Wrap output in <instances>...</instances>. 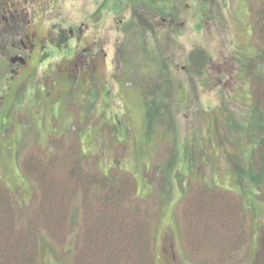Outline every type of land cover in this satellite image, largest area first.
<instances>
[{"label":"rangeland","instance_id":"rangeland-1","mask_svg":"<svg viewBox=\"0 0 264 264\" xmlns=\"http://www.w3.org/2000/svg\"><path fill=\"white\" fill-rule=\"evenodd\" d=\"M56 3L28 19L44 28L83 23L86 39L97 41V69L79 77L0 76V263L13 264L3 258L11 246V253L25 251L26 264L32 250L40 264H150L146 246L132 236L139 237L142 221L153 225L154 264H264V191L242 204L248 181L233 163L247 148L254 18L264 0ZM164 82L170 92L163 99ZM84 165L91 173L118 167L136 183L130 200L147 218L128 201L121 249L108 240L93 246L81 205L94 207L97 196L66 176L74 169L81 175ZM68 206L65 242L57 244L61 231L55 240L40 230L38 245L25 244L40 207L54 215Z\"/></svg>","mask_w":264,"mask_h":264},{"label":"trees","instance_id":"trees-1","mask_svg":"<svg viewBox=\"0 0 264 264\" xmlns=\"http://www.w3.org/2000/svg\"><path fill=\"white\" fill-rule=\"evenodd\" d=\"M262 1V0H260ZM153 9L155 10L154 4ZM157 11V10H156ZM159 11V8H158ZM159 13V12H158ZM264 5H260L256 10V16L259 18V23L255 22V26L253 28L254 37L257 42L258 52H256L255 56L251 60V63L255 65L252 66L249 77V84H250V113L248 115V122L245 125V129L243 131L242 139L244 138L245 134V145L247 148L243 151V154H235L234 158L237 161L235 164V171L237 176L240 179L247 180L248 182L245 183L244 186H241V191H243V197L241 199V203H244V199L251 198L254 199L256 195L260 194V192L264 191ZM248 66L246 70H248ZM163 74L160 77V80L163 79ZM159 80V81H160ZM168 85L163 83V86L159 88V93L161 97H168L167 94L170 92ZM162 100V99H160ZM160 115V114H158ZM250 140V142H249ZM85 161L93 164V161H88L84 156H81ZM24 168L27 170L25 171L26 178L30 177V168H31V161L30 156L24 157ZM95 164V163H94ZM86 165V163H85ZM83 166V173L80 172L81 175H78L79 172L74 169L71 171H67L66 176L69 174L70 178L75 179L76 187L75 189L79 188L81 191H85L84 184L89 185L93 192H95L97 196V203L94 207H90L87 205L86 201H82V217L85 218L86 228L88 230L89 236L94 234L95 240L93 241V246L96 245H103L107 240L110 241L111 244L117 246V248L121 249L122 244L127 243L128 240V223L126 222V216L129 219L130 209L128 208V201H130L131 210L138 209L137 216L141 215L142 211L140 209V204L138 200L134 199L132 201L130 199L135 197V193L137 190L136 183L134 179L129 175L128 172H124L118 169V167L110 169L108 172L102 171L99 166L97 167V171L94 173L90 172V168L87 169V166ZM93 175H89V172ZM85 173V174H84ZM69 178V176H68ZM85 178H89L88 181H85ZM251 186V188L249 187ZM121 187V189H118ZM257 190L256 195H254V191ZM260 191V192H259ZM126 194V195H124ZM227 197V196H225ZM240 197V198H241ZM20 213H24L23 210L16 208V210ZM129 210V213H128ZM59 212V213H58ZM68 212V215H67ZM30 213V211H29ZM71 210L70 206H68L65 211H61L60 209L56 211L54 215L48 214V212L40 207L36 216L30 221L28 225V230L26 233L27 240L26 243L34 245L39 240V231L42 230L48 237L57 239L55 234L57 231H61L64 233V236H61L57 242V244H61L65 242L69 231H67L69 216ZM52 217L55 219L54 224L53 222L48 221V218ZM150 219V218H149ZM143 220V221H144ZM129 222V221H128ZM146 222V221H145ZM147 224L142 223V221H137L135 229L138 230L139 237L141 234L144 237L143 240L139 237L136 238V235H132L133 238L137 239L138 247H142L143 245L146 246V256L150 259V264H154V256L152 255L153 252L151 251V244L153 238V225L152 223ZM88 225V226H87ZM146 226L144 230L142 227ZM94 230L96 233H94ZM67 231V232H66ZM126 231V232H125ZM12 234V229L9 232ZM17 234V233H16ZM117 237L115 241V238ZM117 242L119 244H117ZM38 245V243H37ZM105 245V244H104ZM21 247V246H17ZM5 248H10L9 252L3 253V258L6 262H11L13 264H26L23 262L25 259V251H17L11 253V246H5ZM22 249V248H21ZM24 249H28L24 246ZM39 250V249H38ZM11 253V254H10ZM96 257V255H92V257ZM38 251L32 250L31 253V264H40L37 261ZM133 259H131V264ZM1 264V263H0ZM29 264V263H28ZM76 264V263H75Z\"/></svg>","mask_w":264,"mask_h":264},{"label":"flooded vegetation","instance_id":"flooded-vegetation-1","mask_svg":"<svg viewBox=\"0 0 264 264\" xmlns=\"http://www.w3.org/2000/svg\"><path fill=\"white\" fill-rule=\"evenodd\" d=\"M56 2L0 0V76L10 75L16 81L26 74L48 78L52 74L70 76L77 72L79 77L82 69L91 75L97 69L93 71L98 56L94 50L97 41L93 44L86 39L88 29L83 23L77 27L53 23L44 28L34 25L35 18L28 19L32 15L40 17L47 5H51L50 10L55 9ZM12 86H8L9 90ZM46 87L42 85L43 93L48 91Z\"/></svg>","mask_w":264,"mask_h":264}]
</instances>
